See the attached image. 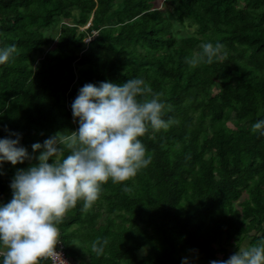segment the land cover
Instances as JSON below:
<instances>
[{"label": "trees", "instance_id": "16d2710c", "mask_svg": "<svg viewBox=\"0 0 264 264\" xmlns=\"http://www.w3.org/2000/svg\"><path fill=\"white\" fill-rule=\"evenodd\" d=\"M208 40L227 55L189 65L185 57ZM10 43L17 51L0 64V137L4 126L19 131L30 153L34 142L79 127L71 105L86 82L141 76L170 105L171 126L139 137L150 164L128 180L109 178L91 207L78 201L58 221L72 261L210 264L264 240V135L252 129L264 116V0H0V44ZM38 151L3 163L0 201ZM105 238L97 254L92 244Z\"/></svg>", "mask_w": 264, "mask_h": 264}, {"label": "clouds", "instance_id": "9594fccd", "mask_svg": "<svg viewBox=\"0 0 264 264\" xmlns=\"http://www.w3.org/2000/svg\"><path fill=\"white\" fill-rule=\"evenodd\" d=\"M224 48L219 40L204 41L185 59L193 67L211 63L227 55ZM16 51L15 43L0 44V64ZM149 93L151 98H145ZM161 95L141 76L122 83L86 82L71 105L79 127L34 142L32 153L21 144L22 133L4 126L9 135L0 137V170L5 161L15 165L33 159L39 151L35 163L16 169L10 181L11 199L0 201V264H38L40 257L52 255L59 241L58 221L70 208L83 200L87 210L109 178L128 180L150 164L152 156L139 137L172 123L164 118L168 102ZM252 129L264 135V116ZM65 148L69 151L63 155ZM124 187L129 190V185ZM107 243L105 238L92 247L102 254ZM182 264H189L187 257ZM210 264H264V240L241 246L229 258L212 259Z\"/></svg>", "mask_w": 264, "mask_h": 264}, {"label": "built area", "instance_id": "2783aa9c", "mask_svg": "<svg viewBox=\"0 0 264 264\" xmlns=\"http://www.w3.org/2000/svg\"><path fill=\"white\" fill-rule=\"evenodd\" d=\"M95 33L96 31H94ZM92 37L93 35L88 36L86 42H89ZM41 258L49 259L50 264H76L67 256L61 242L56 245V250L52 255L42 256Z\"/></svg>", "mask_w": 264, "mask_h": 264}, {"label": "rangeland", "instance_id": "374dc122", "mask_svg": "<svg viewBox=\"0 0 264 264\" xmlns=\"http://www.w3.org/2000/svg\"><path fill=\"white\" fill-rule=\"evenodd\" d=\"M160 7H161L162 9H164L165 12L167 11V8H165V6H164L163 4H161ZM207 26H208V25H207ZM58 27H59V25H56L55 28H58ZM86 27H87V26H84L83 28H86ZM193 29H194V27H193V28L185 29V31H184L183 33H177L176 36H177L178 40H181V38L184 37V34L191 33ZM47 32H48V33H52L53 30H51V29H47ZM53 34L55 35V33H53ZM222 83H223L224 86H226V85H230V84H231V82H230L228 79L224 80ZM59 242H60V241H58V243H59ZM243 246H248V243L245 242V244H244ZM229 249L232 250L233 248L230 247ZM146 251H147L146 248L142 249V250H141V252H142L141 255H143ZM67 254H68V257H69L70 259L73 258L72 256H70L69 253H67ZM39 259H40V260H43V261H47V263L50 264V260H49V259H45V258H41V257H40ZM43 261H42V262H43ZM38 262H41V261L38 260Z\"/></svg>", "mask_w": 264, "mask_h": 264}, {"label": "crops", "instance_id": "0c3cea01", "mask_svg": "<svg viewBox=\"0 0 264 264\" xmlns=\"http://www.w3.org/2000/svg\"><path fill=\"white\" fill-rule=\"evenodd\" d=\"M41 261H43V260H41ZM47 262V261H46ZM43 264V263H42ZM76 264H78L77 262H76Z\"/></svg>", "mask_w": 264, "mask_h": 264}]
</instances>
